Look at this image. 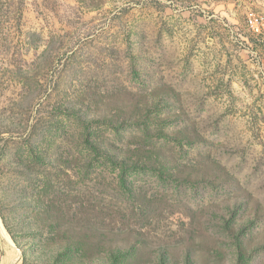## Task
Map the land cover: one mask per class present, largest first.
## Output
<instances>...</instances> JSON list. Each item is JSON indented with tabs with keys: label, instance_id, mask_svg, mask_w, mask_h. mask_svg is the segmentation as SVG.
I'll return each mask as SVG.
<instances>
[{
	"label": "rangeland",
	"instance_id": "obj_1",
	"mask_svg": "<svg viewBox=\"0 0 264 264\" xmlns=\"http://www.w3.org/2000/svg\"><path fill=\"white\" fill-rule=\"evenodd\" d=\"M233 1L0 0V264H264V42Z\"/></svg>",
	"mask_w": 264,
	"mask_h": 264
},
{
	"label": "crops",
	"instance_id": "obj_2",
	"mask_svg": "<svg viewBox=\"0 0 264 264\" xmlns=\"http://www.w3.org/2000/svg\"><path fill=\"white\" fill-rule=\"evenodd\" d=\"M258 1H259V0L253 2V4H255V5L257 6V8H258L255 12L252 11V9H250L248 6H246L245 3H243V2H239V0H237L236 2L233 1V3H232V2H228L226 5H225V3H223V8H226V9H227V7H228V8H233V10H232L231 12H227L228 14H232V13H236V14H238V13L246 14V27H247V29H248V30H249V31H250L255 37L259 38L262 42H264V33H263V34H255V33H253V32L250 30V28H249V26H248V19H249V18H252V17H254V16H262V17H264V8H263V6H264V1H263V3H262V2H258ZM257 2H258V4H259V3H262V5L259 4L260 6H258ZM235 7H236V10L234 11V8H235ZM258 10H260V11H258ZM227 11H228V10H227ZM232 20L235 21L234 18H232ZM238 22H240L239 19L236 20V23H238Z\"/></svg>",
	"mask_w": 264,
	"mask_h": 264
},
{
	"label": "built area",
	"instance_id": "obj_3",
	"mask_svg": "<svg viewBox=\"0 0 264 264\" xmlns=\"http://www.w3.org/2000/svg\"><path fill=\"white\" fill-rule=\"evenodd\" d=\"M248 26L250 30L255 34L264 33V17L254 16L248 19Z\"/></svg>",
	"mask_w": 264,
	"mask_h": 264
},
{
	"label": "bare ground",
	"instance_id": "obj_4",
	"mask_svg": "<svg viewBox=\"0 0 264 264\" xmlns=\"http://www.w3.org/2000/svg\"><path fill=\"white\" fill-rule=\"evenodd\" d=\"M0 227H1V231H2V233H3V235L4 236H7V234H6V232H5V230H4V228H3V226H2V223H1V221H0ZM8 238V237H7Z\"/></svg>",
	"mask_w": 264,
	"mask_h": 264
},
{
	"label": "trees",
	"instance_id": "obj_5",
	"mask_svg": "<svg viewBox=\"0 0 264 264\" xmlns=\"http://www.w3.org/2000/svg\"><path fill=\"white\" fill-rule=\"evenodd\" d=\"M0 215H1V213H0ZM2 217H4L3 215H1ZM121 256H123V255H121ZM113 258V257H112ZM114 264V263H113ZM164 264H165V261H164Z\"/></svg>",
	"mask_w": 264,
	"mask_h": 264
}]
</instances>
